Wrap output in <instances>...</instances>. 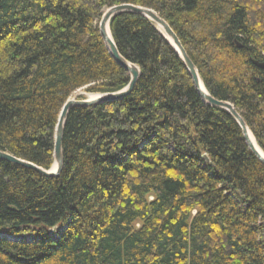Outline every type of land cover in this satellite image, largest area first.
<instances>
[{
  "label": "trees",
  "instance_id": "1",
  "mask_svg": "<svg viewBox=\"0 0 264 264\" xmlns=\"http://www.w3.org/2000/svg\"><path fill=\"white\" fill-rule=\"evenodd\" d=\"M119 4L168 23L264 153V0H0V150L49 169L65 101L126 86L98 27ZM109 31L140 75L68 110L57 176L0 160V264H264V164L235 119L149 19Z\"/></svg>",
  "mask_w": 264,
  "mask_h": 264
},
{
  "label": "water",
  "instance_id": "2",
  "mask_svg": "<svg viewBox=\"0 0 264 264\" xmlns=\"http://www.w3.org/2000/svg\"><path fill=\"white\" fill-rule=\"evenodd\" d=\"M120 12H133L136 14H140L147 19H149L156 27V29L167 39V41L171 44V46L174 48L178 56L183 61L190 77L193 83V86L198 93L199 97L202 99L204 103L207 105H210L212 107L221 108L223 110H226L231 116L235 119L236 123L240 127L241 134L243 137V140L247 146V148L256 156V158L261 161L264 164V153L260 150L257 151L251 141L249 140V133L250 130L247 128L245 122L243 121L242 117L237 113L235 108L232 104L226 101L217 100L214 97H212L207 90L200 91L199 89V76L196 70V67L192 63V61L187 56L186 52L182 48L177 36L172 31L168 23L161 18L157 13H155L153 10L145 7L135 6L132 4H119L114 5L109 8H106L101 16V19L99 21L98 27L99 32L101 35V38L103 40V43L108 50L111 57L114 59V61L121 66L123 69L127 71L129 74V80L122 89L115 91V92H109V93H103V94H90L94 95L93 98H82L77 99L76 97L82 94L74 93L73 96L69 97L65 103L63 104L54 129V148H53V162L49 169H43L41 167H38L30 162H27L25 160L16 158L15 156L0 150V160H4L7 162H11L17 165H20L25 168H29L34 170L35 172L39 173L40 175L51 177V176H57L62 167V146H61V140H62V132H63V126L65 122V118L67 115L68 110L73 106H92L96 105L102 102L107 101H114L119 100L122 97L129 94L134 85L137 81L140 72L138 67L127 61L125 58H123L120 53L118 52L113 39L111 37L110 31L106 32V25L109 29V21L110 19ZM201 81V80H200ZM202 82V81H201ZM205 88V87H204ZM255 141V140H254Z\"/></svg>",
  "mask_w": 264,
  "mask_h": 264
},
{
  "label": "bare ground",
  "instance_id": "3",
  "mask_svg": "<svg viewBox=\"0 0 264 264\" xmlns=\"http://www.w3.org/2000/svg\"><path fill=\"white\" fill-rule=\"evenodd\" d=\"M106 32H107V34H108V32H109V29H108V26H107V25H106ZM199 89H200V91H205V88H204V86H203V84H202V82H201L200 80H199ZM89 96H92V97H89ZM89 96H88V98H93V97H95L94 95H89ZM248 135H249V140H250L251 143L253 144L254 148H255L257 151L260 152L259 147L257 146L256 142L254 141V138H253L252 134L249 133Z\"/></svg>",
  "mask_w": 264,
  "mask_h": 264
},
{
  "label": "rangeland",
  "instance_id": "4",
  "mask_svg": "<svg viewBox=\"0 0 264 264\" xmlns=\"http://www.w3.org/2000/svg\"><path fill=\"white\" fill-rule=\"evenodd\" d=\"M104 12V11H103ZM108 51V50H107ZM74 93H77V94H82V95H80V96H83V98H87L90 94H93V93H88V92H84L82 89H80V90H77L76 92H74ZM74 95V94H73ZM72 95V96H73ZM79 95L76 97L77 99H79V97H80ZM89 97H92V96H89ZM80 99H82V98H80ZM29 237V236H28Z\"/></svg>",
  "mask_w": 264,
  "mask_h": 264
}]
</instances>
